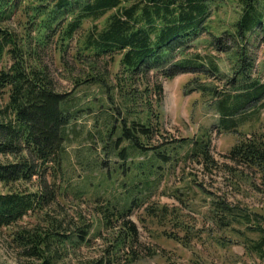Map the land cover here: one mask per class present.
Here are the masks:
<instances>
[{
	"label": "trees",
	"instance_id": "obj_1",
	"mask_svg": "<svg viewBox=\"0 0 264 264\" xmlns=\"http://www.w3.org/2000/svg\"><path fill=\"white\" fill-rule=\"evenodd\" d=\"M234 1L235 21L222 28L211 18L225 0H0V96L7 97L0 109V228L19 227L14 241L36 260L32 264H60L64 249L86 244L96 224L98 234L105 229L112 239L104 256L88 264H118L138 242L130 217L151 197L166 165L182 159L205 171L221 167L211 154L213 129L165 138L164 91L150 85L154 72L166 79L192 75L185 90L198 93L219 115L215 132L237 137L223 166L239 181L251 171L264 183V0ZM53 65L75 90L96 87L100 97L83 101L72 90H59ZM97 109L91 136L122 163L114 162L94 184L84 176L90 160L82 156L84 174L67 163L68 147L80 137L79 121ZM99 120H105L101 127ZM117 121L119 135L110 140ZM136 156L143 160L128 161ZM118 176L122 203L104 196L117 187ZM70 199L91 204V218L80 206L65 211ZM234 210L213 200L210 213L228 227ZM145 212L168 219L176 208L154 205ZM29 216L35 224L19 225ZM258 229L259 239L246 249L264 259V228Z\"/></svg>",
	"mask_w": 264,
	"mask_h": 264
},
{
	"label": "rangeland",
	"instance_id": "obj_2",
	"mask_svg": "<svg viewBox=\"0 0 264 264\" xmlns=\"http://www.w3.org/2000/svg\"><path fill=\"white\" fill-rule=\"evenodd\" d=\"M225 2L226 6L211 18L214 24L220 21L222 28L224 25H230L236 18V2L234 0H225ZM203 47H199L202 53L205 52ZM261 56L264 60V53ZM220 64L226 68L224 62L220 61ZM53 71L58 89L62 92L72 90L83 101L100 97L96 87L75 90L62 68L57 65H53ZM191 78L192 75L189 73L172 79H166L156 72L151 75V86L155 84L163 86V103L160 111L165 138L167 140L192 138L207 129H213L211 154L221 167L213 171H205L196 161L182 159L166 165V170L158 176L159 182L151 197L140 209H135L130 217L139 230L138 242L134 250L127 249L121 253L118 264H264L263 258H259L255 253L250 254L246 249V243L259 239V226L264 228V219L256 216V214L264 216V183L260 175L254 172L243 171L248 174L249 179L239 181L225 169L223 164L227 161L226 154L236 143L237 137L233 133L217 134L215 132L219 115L207 107L198 93L186 92L185 86ZM6 103L7 97L0 96V109L4 108ZM98 111V109L95 110V113L84 116L79 121L80 137L68 147L67 163L71 170L74 171L77 168V174H84V167L80 163L82 156L85 160H90L92 168L84 176L89 177L94 184L103 180L104 177L101 174L106 168L112 167L114 162L122 163L106 155L102 149L100 137L95 139L91 136L97 133L92 118ZM99 114L102 115V113ZM98 124L101 127L105 124V120H99ZM117 126L118 130L114 138L111 137L110 140L117 139L120 121H117ZM101 129L105 132L107 128L103 126ZM90 146L94 148L89 153L87 150ZM184 152L185 150H182L180 154ZM141 160L143 156L132 157L128 161ZM102 161L103 168L95 166L94 162L100 164ZM251 178L254 179V184H250ZM74 182L77 180L75 179ZM121 182L122 178L118 176L117 187L114 189L109 187L104 193L105 198L124 202ZM213 200H223L235 208L237 217L230 226L220 227L213 221L210 213ZM154 205H165L169 209L176 208V215L171 212L168 219L149 217L145 211ZM65 206V211L69 213L72 212L70 210H78L80 206L84 215L88 219L91 218L89 215L91 204L86 201L76 202L70 199ZM243 215L249 218L243 220L241 218ZM32 223L35 224V219L29 216L19 225L28 226ZM98 228L96 224L86 244L81 246L76 244L74 249H64L67 255L60 264H88L104 256L110 248L112 233L102 229L98 234ZM18 229L17 226L0 228V264L36 262L35 259L26 257L24 249L14 241Z\"/></svg>",
	"mask_w": 264,
	"mask_h": 264
}]
</instances>
